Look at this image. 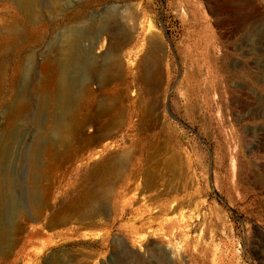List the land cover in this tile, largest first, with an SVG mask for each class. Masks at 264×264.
I'll use <instances>...</instances> for the list:
<instances>
[{"label": "rangeland", "instance_id": "rangeland-1", "mask_svg": "<svg viewBox=\"0 0 264 264\" xmlns=\"http://www.w3.org/2000/svg\"><path fill=\"white\" fill-rule=\"evenodd\" d=\"M38 4L0 0V258L31 221L30 264H264V0Z\"/></svg>", "mask_w": 264, "mask_h": 264}, {"label": "bare ground", "instance_id": "bare-ground-1", "mask_svg": "<svg viewBox=\"0 0 264 264\" xmlns=\"http://www.w3.org/2000/svg\"><path fill=\"white\" fill-rule=\"evenodd\" d=\"M17 1H18V3L21 6H23L25 8L26 7L27 8H34V7L37 6V4L39 2V0H17ZM38 6H39V4H38ZM181 7H183V6H181ZM211 8H213V7H211ZM114 18H115V15H109L107 17V19H106L105 25L106 24L108 25V22L110 23V21L113 20ZM76 37H77V35H76ZM73 38H75V37L68 35L67 38L64 39V43H63L64 44V58H65V62H66L65 63V66H66L65 69L66 70H64L65 72L66 71L68 72V71L72 70L75 67L74 66L75 61H77V59L75 60V56L76 55L73 53V49H72L73 48L72 47V43H74V39ZM74 50H75V48H74ZM76 58H77V56H76ZM63 75H64V73H63ZM66 75L68 76V74H66ZM50 80H52V78ZM68 87H69V85H68ZM50 88L49 89L52 90V91H49V94H47V96L45 97V99L43 101V106H44V108L46 110H48L49 114L53 115L54 112H55V109L58 108L59 106H61V103H62L63 99L68 95V91L69 90H67V88H63L59 92L61 94L60 95V99L59 98L57 99L56 98V96H57L56 93L57 92H55L56 91L55 90L56 87L54 86V84H53L52 81L50 82ZM69 89H70V87H69ZM51 92L52 93L55 92V95L56 96L54 94H51ZM40 117H41V115H40ZM40 126H41L40 127L41 128L40 134H39V136L37 138L36 145L34 146V149H33V158H34V161H33L32 169H31L32 170L31 171V174H32L31 175L32 201L34 203L33 204V208H37L38 207L39 200H40V198H39L40 197L39 196V184H40L39 183L40 182L39 181V178H40V174H41L40 173V160H41V155L43 154L44 148H45L44 145H43V143H44L45 139L50 136V135L47 136L49 134L48 132L50 131V129H48V127H47V121L46 120L45 121L41 120L40 121ZM1 161H6V160L0 159V164H2ZM3 164H5V163L3 162ZM3 164H2V166H4ZM9 187H10V181H9L7 175H4L2 187L0 188V212H1L2 209H4V208L7 207V206L5 207L4 205H5V201L7 199V196L10 193V190H11V189H9ZM54 261H55L56 264H58V261L57 260L54 259Z\"/></svg>", "mask_w": 264, "mask_h": 264}, {"label": "crops", "instance_id": "crops-1", "mask_svg": "<svg viewBox=\"0 0 264 264\" xmlns=\"http://www.w3.org/2000/svg\"><path fill=\"white\" fill-rule=\"evenodd\" d=\"M193 191L191 187V183H189L188 187H181V191ZM36 224L37 222L34 221ZM22 226V230L14 231L11 235V238L14 240L12 246V252L2 251V258H0V264H30L33 260L34 254H38L40 249H44V246L48 243L49 240H52L48 234H38L32 225L31 221L26 222ZM4 237L1 236L0 239ZM24 247H28L30 249L29 257L21 256L19 259H16L19 251H21ZM4 249V247H3Z\"/></svg>", "mask_w": 264, "mask_h": 264}]
</instances>
